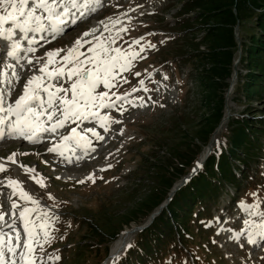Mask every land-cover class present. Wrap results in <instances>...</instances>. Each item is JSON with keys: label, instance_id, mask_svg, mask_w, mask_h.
Returning <instances> with one entry per match:
<instances>
[{"label": "rangeland", "instance_id": "obj_1", "mask_svg": "<svg viewBox=\"0 0 264 264\" xmlns=\"http://www.w3.org/2000/svg\"><path fill=\"white\" fill-rule=\"evenodd\" d=\"M185 1L102 0L95 12L83 20H78L64 35L56 39L51 38L49 46L33 53L24 52L22 60H19V74L24 85L33 74H39L36 70L46 59L47 51L60 48L67 51L84 32L94 28L97 29L96 36L102 34L103 37H108L110 33L113 36L119 33L113 47H131L140 52V57L133 61L132 71L121 74L117 88L113 89L118 95L130 93L127 100L117 101L113 109L101 110L102 115L107 114L119 123H110L107 131L95 121H85L77 128L81 132L87 128H95L103 137L96 141L98 149L88 152L84 160L73 161L74 163L62 160V163L54 155L52 157L46 153L51 147L47 146L48 136L54 139L61 137L71 131L72 125L76 127L75 124L66 125L55 134L45 133L47 140L40 145L20 140L0 143V163L9 165L5 173H0V180L6 182L7 178L11 177L23 182L24 190L38 199L51 217L49 231L52 241L44 245L43 252H38L43 258V264H96L105 253V247L110 249L113 242L123 232L128 231L124 248L109 261L108 253L103 263L126 264L123 257L129 253L131 245L134 246L135 242L136 245L140 244L137 241L140 233L137 227L147 225L151 220L150 216L145 218L138 212L137 220L123 224L121 227L124 230L117 237L98 245V248L95 245L97 237L91 232L89 225L93 223L109 230L118 228L127 213L153 189L156 180L152 178L156 177V171L148 166L151 162L164 161L168 157L165 147H179L187 151L188 147L191 153L200 145L199 140L193 139L191 135H195L207 116L198 94V73L206 66H195L196 60L190 56L196 54V51H204L206 43L201 42L200 38L206 28L192 20L194 12H182V4ZM184 20H187L188 25L185 29L181 26ZM112 21L118 22L113 25ZM105 25H108L110 32L105 31ZM256 26L252 25L260 32ZM121 28L126 30L121 31ZM235 29L236 36L239 33L244 42L248 40L245 33L239 32L237 27ZM85 39L92 40L93 37ZM237 39L241 41L239 35ZM136 40L140 43L135 44ZM39 45L32 47L36 49ZM196 45L197 49L192 48ZM87 47L86 44L81 51H86ZM141 48L143 51H140ZM29 60L32 64L28 63ZM237 60L238 57L234 61L235 72L225 99L228 112L234 116L243 113L245 105L242 104L243 98L238 96L239 90L234 91L233 85L238 80L237 73L243 75L249 71V67L240 66ZM137 72L140 73L139 76L136 75ZM125 79L127 83L124 82ZM140 81H143V87ZM261 83L264 90V82ZM134 88L137 91H133ZM247 108L249 114H246L249 123L252 122L251 127L263 130L264 91L260 92ZM255 113L257 114L251 115ZM224 119V125L219 130H214L209 144L226 147L230 132L225 133L227 122L226 118ZM260 140L263 148L264 135ZM253 145V142L248 143V147H254ZM262 152L255 160L250 161L249 166L252 169L249 171H246L245 166L238 160L231 163L230 168L234 169L232 173L236 178L226 181L223 179L221 190L216 191L210 200L200 207L193 205V214H202L201 217L186 220L188 226L193 228V235L185 238L177 236L173 231L166 233L170 238L165 239L160 248L169 254L165 256V260L156 258L154 261L160 264H264L263 239L260 240L259 246L243 249L242 241H236L237 234L233 240L227 238L234 237L232 230L238 232L239 229L243 230L245 225L253 227L255 222L259 224L264 219L249 215V212L240 207L241 202H259L260 211H264V150ZM12 153L27 155H17V163L11 164L6 158ZM176 164L173 161L172 166L175 167ZM21 165L35 168L36 173L45 178L46 187L41 188L30 179V175L34 174L25 173ZM239 169L247 174L243 176ZM90 175L95 179V183L87 179ZM214 186L216 188L220 185ZM253 192L256 196L252 195ZM10 194V188L0 185V211L7 215L14 213L20 218V212L32 205L20 200L18 196L9 198ZM49 196L52 199H49ZM13 201L18 205L15 209L11 207ZM35 215L34 213L33 219ZM205 215L209 217L206 218ZM245 220L249 223L245 224ZM13 225H16V222ZM19 234L25 238L24 229H20ZM182 241L189 244L187 249L181 246ZM121 255L122 259L115 262ZM57 256L60 257L59 260L55 259ZM127 261L128 264L133 263L130 255Z\"/></svg>", "mask_w": 264, "mask_h": 264}, {"label": "snow or ice", "instance_id": "obj_2", "mask_svg": "<svg viewBox=\"0 0 264 264\" xmlns=\"http://www.w3.org/2000/svg\"><path fill=\"white\" fill-rule=\"evenodd\" d=\"M100 3L101 0H0V46L9 47L7 55L18 61L19 53L25 49L14 39L15 30L23 34L29 45L39 44L41 40L50 43L51 40L43 35L44 33H51L52 39L64 35L68 24H76L78 20L85 19L97 10ZM117 22L112 21L113 25ZM5 24L11 26L5 28ZM104 28L110 32L108 25ZM125 30L121 28V31ZM96 32L95 28L84 32L67 51L62 48L47 51L46 59L40 58L44 59V62L36 70L39 74H33L25 82L23 94L14 101H11V97L20 76L14 70L11 76L0 71V85H6L0 87V141L21 139L37 144L41 142L42 134H55L66 125L75 124L76 127H71L68 135L60 137L59 144H54L47 151L65 157L69 162L71 158L65 156L66 152L71 151L74 154L77 148L82 149L85 154L95 151L91 140L84 133H91L98 140L103 137L95 128H87L83 132L77 128L85 121H95L107 131L110 123H119L107 114L102 115L101 110L113 109L117 101L127 100L130 93L118 95L113 89L118 86V77L125 72H131L133 61L140 57V52L131 47L121 49L112 46L119 38V33L115 36L110 33L108 37H103L102 34L96 36ZM29 33L40 34L39 39L35 36L29 38ZM89 36L93 39H85ZM134 43L139 44L140 41L136 40ZM86 44L87 50L81 51ZM35 50L31 46L26 49L27 52ZM140 51H143V48ZM28 63L32 64V61L29 60ZM136 75L139 76L140 73L137 72ZM124 82L127 83V80ZM140 84L143 87V81H140ZM133 91L137 89L134 88ZM17 155L27 153H12L6 159L15 164ZM21 167L25 173L34 174L30 175V179L41 188L46 187L45 178L36 173L35 168L24 165ZM6 171V165L0 163V173ZM87 179L95 183L93 176L90 175ZM0 185L11 189L9 198L18 196L20 200L32 205L20 212V218L24 222L23 240L19 233L9 236L0 231V264H43V258L38 252H43L44 245L52 241L49 231L51 217L40 201L24 190L23 182L8 177L6 182L0 180ZM252 195L256 196V193L253 192ZM49 199L52 197L49 196ZM11 207L15 209L18 205L13 201ZM240 207L249 212V215L264 218V211H260L259 202H241ZM34 213L36 215L33 219ZM4 216L5 213L0 211V222L4 221ZM248 223L249 221L245 220V224ZM254 227L259 230L261 237H264V219ZM55 259L59 260L60 257Z\"/></svg>", "mask_w": 264, "mask_h": 264}, {"label": "trees", "instance_id": "obj_3", "mask_svg": "<svg viewBox=\"0 0 264 264\" xmlns=\"http://www.w3.org/2000/svg\"><path fill=\"white\" fill-rule=\"evenodd\" d=\"M182 7V12L185 14L194 12L191 16L192 20L197 24L201 23L202 27L206 28L200 38L201 42L206 43L204 51H196V54L190 56L191 59L196 60L197 65L195 66H206L201 73H198V85H200L198 94L207 116L205 121L201 122L200 129L195 132V135H191L193 139L199 140L200 145L191 153L188 147V151L181 150L179 147H165L168 157L164 161L151 162L148 166L156 171V177H150L156 180L153 189L146 198L127 213L118 228L109 230L102 228L101 225L100 227L93 223L89 225L91 232L97 237V244H95L97 248L98 245L114 239L123 224L127 225L128 222L137 220L138 212L146 217L163 201L173 182L191 168L201 146L206 144L209 135L223 114L224 95L233 69V57L238 49L240 51L239 64L249 67L250 70L243 76H239L235 90L242 89L241 94L247 100H254V97L264 91L261 87V82H264V0H186ZM252 23L261 29V34L252 27ZM236 25L245 33L247 41L244 42L240 35L241 42H237L234 35ZM181 26L185 29L188 26L187 20H184ZM192 48L197 49L198 45ZM251 124L252 122L249 123L244 113L239 117H231L225 132H230L226 147L221 151L213 150L201 171L193 176L184 187L178 189L167 207L154 218L149 227L139 233L137 241L140 245L129 254L134 261L141 264L152 261L158 264L154 261V256L150 257V252L153 251L152 246L156 248L157 245L162 244L163 238H167L165 232L173 228L166 219L168 213L171 214L172 221L176 223L179 235L192 234L193 228L186 223V220L192 216V208L189 206L192 202L196 204V207L202 206L211 198L210 193L215 189V184H221L223 179L224 181L232 180L231 178L234 177L232 168H230L232 162L238 160L245 166L246 171L252 169L249 163L261 154L260 138L264 135V131L253 129ZM251 142L255 144L254 147H248V143ZM173 161L177 163L175 167L172 166ZM245 174L246 172H242L243 176ZM180 213L185 214L183 220L177 217ZM107 249L106 246L105 253L96 264H100L104 259ZM162 250L164 249L157 247L155 251L159 258L166 256L165 251ZM129 255L123 257L126 264H128Z\"/></svg>", "mask_w": 264, "mask_h": 264}, {"label": "bare ground", "instance_id": "obj_4", "mask_svg": "<svg viewBox=\"0 0 264 264\" xmlns=\"http://www.w3.org/2000/svg\"><path fill=\"white\" fill-rule=\"evenodd\" d=\"M0 12H2V10H0ZM78 22V21H77ZM73 25H75V24H68L66 27H65V33L67 32V30H68V28L69 27H71V26H73ZM39 38V37H38ZM37 38V39H38ZM25 39H23V41H24ZM40 42H42V40L40 41ZM46 46H48L47 44H43L42 46H40L39 47V49H42V48H44V47H46ZM37 52V51H36ZM33 53V52H32ZM19 57H20V55H19ZM224 122H225V119H223V120H221V122H220V124H219V126L218 127H216V128H218L217 130H219L223 125H224ZM97 124V123H96ZM216 130V131H217ZM48 143H52L53 144V142H54V140L52 139V138H49L48 140ZM211 144H209V145H207L204 149H203V151L201 152V154L199 155V158H198V161L199 160H201L203 157H204V155H205V153H206V151L208 150V148H209V146H210ZM75 160H77V158L75 159ZM78 160H80V159H78ZM12 164V163H11ZM9 167V165H7L6 166V168H8ZM17 172V171H16ZM8 174V173H7ZM18 178V177H17ZM19 179V178H18ZM18 216V215H17ZM5 217V222L7 221L8 223H11V222H15L16 221V216H11V218H6V215L4 216ZM13 218V221L12 220H10V219H12ZM2 224V222H0V231H2V232H6V231H9L8 230V227H9V224ZM24 225V223H22V226ZM7 233V232H6ZM8 234V233H7ZM245 234V233H244ZM15 235V234H14ZM128 237V231H126V232H123V234L121 235V236H119L114 242H113V244L110 246V249H109V253H110V255H109V258H108V261L109 260H112V258L114 257V255H116V253L117 252H120V250L122 249V248H124V246L126 245V238Z\"/></svg>", "mask_w": 264, "mask_h": 264}]
</instances>
